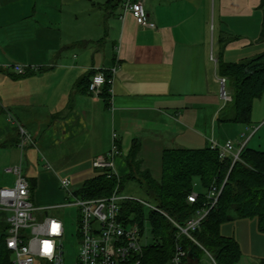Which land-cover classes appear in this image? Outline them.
I'll return each instance as SVG.
<instances>
[{
	"label": "crops",
	"instance_id": "crops-1",
	"mask_svg": "<svg viewBox=\"0 0 264 264\" xmlns=\"http://www.w3.org/2000/svg\"><path fill=\"white\" fill-rule=\"evenodd\" d=\"M128 1L138 0H0V155L9 154L6 149L19 155L18 124L24 127L33 143L23 154L32 149L37 163H46L35 172L25 168L36 205L57 204L66 195L58 186L61 178L75 192L97 174L92 160L108 152L112 133L120 176L130 171L137 145L136 161L159 178L163 149H199L211 139L223 144L230 138L203 135L204 145L192 142L197 130L213 133L243 123L226 119L234 110L227 112L230 101L221 96L219 62L264 53V0H141L149 26L136 23L125 9ZM13 64L40 69L19 74ZM114 66L106 103L86 84L92 70ZM226 84L232 98V83ZM245 124L250 134L236 149L264 127V92L253 100ZM260 142L255 143L262 150ZM69 162L88 164L94 175L75 188L57 167ZM11 177L0 187L12 185ZM6 217L0 212V227Z\"/></svg>",
	"mask_w": 264,
	"mask_h": 264
},
{
	"label": "trees",
	"instance_id": "trees-1",
	"mask_svg": "<svg viewBox=\"0 0 264 264\" xmlns=\"http://www.w3.org/2000/svg\"><path fill=\"white\" fill-rule=\"evenodd\" d=\"M261 34L264 36V14ZM104 72L109 75L108 71ZM93 73L94 70L90 75ZM219 73L233 86L230 103L234 112L226 119L248 123L253 100L264 92V53L239 62H219ZM87 85L88 81L86 88ZM101 96L108 103L106 87ZM137 152L138 146L133 145L131 161H128L130 171L120 176L119 180L115 176L107 177L106 171L99 170L92 178L85 180L75 194L84 197L109 195L117 185L122 192L125 181L135 180L143 190L148 200L146 202H151L181 223L204 207L205 194L211 186L220 188L222 185L217 204L209 209L200 228L192 232V236L214 255L217 264H237L241 255L239 245L233 237L220 233V225L231 219L232 213L239 217L254 216L258 230L264 232V150L248 147L245 143L239 151V158L233 161L232 155L220 157L218 149L210 145L199 149L165 148L161 155L159 178H155L148 169L141 168L135 159ZM196 185L200 189L198 198L190 202L187 196ZM122 213L126 217L131 216L129 223L139 225L142 237L145 224L150 226L152 241L143 244L144 264L166 262L172 255L176 241L189 250V255L196 258L203 255V251L188 237H177V229L165 215L143 202L125 200ZM3 228L5 233L0 235V262L5 264L4 258L9 255L5 243L7 221Z\"/></svg>",
	"mask_w": 264,
	"mask_h": 264
},
{
	"label": "built area",
	"instance_id": "built-area-1",
	"mask_svg": "<svg viewBox=\"0 0 264 264\" xmlns=\"http://www.w3.org/2000/svg\"><path fill=\"white\" fill-rule=\"evenodd\" d=\"M125 9L132 13L138 25H151L141 0L126 2ZM12 68L17 73L24 74L29 70H39L40 66L13 64ZM115 70V66L106 69L108 76L104 70H97L91 74L88 79V92L100 96L106 87L110 102ZM226 80V77H219L221 96L224 101H231V95L224 87ZM115 141L116 134L112 133L110 149L104 155L95 156L92 166L106 171L107 177L115 176L119 180L120 175L115 170V157L119 154V148ZM245 142L246 140L235 151L230 140L219 144L211 139L210 146L218 149L220 157L232 155L234 161L239 158V151ZM32 143L30 134L18 124L17 147L20 151V161L5 166L4 173L13 176L14 181L11 186L0 187V210L7 213L8 223L5 243L9 255L4 258L5 264H144L140 227L138 224L129 223L131 216L126 217L122 213V203L129 199L141 201L165 215L177 229V237L180 235L188 237L203 251V254H206L211 264H217L212 254L192 236V232L200 228L209 209L217 204L222 185L220 188L211 186L205 194L204 207L196 210L181 223L151 203L123 194L118 190V185L109 195L97 197L77 195L70 191L68 178L59 180L60 188L66 193V202L39 206L34 204L30 197L29 181L24 173L21 158L25 148ZM197 198L198 193L194 191L187 196L190 202H194ZM71 205L76 206L78 211L79 245L74 261L66 262L63 243L65 225L60 217L50 215L49 210ZM200 259L189 255V250L176 241L172 255L163 264H200ZM0 264L4 263L0 262Z\"/></svg>",
	"mask_w": 264,
	"mask_h": 264
},
{
	"label": "rangeland",
	"instance_id": "rangeland-1",
	"mask_svg": "<svg viewBox=\"0 0 264 264\" xmlns=\"http://www.w3.org/2000/svg\"><path fill=\"white\" fill-rule=\"evenodd\" d=\"M225 89L227 92L228 90V84H226ZM232 107L231 103L228 102L227 112ZM261 120H256L253 125L258 128L261 126L260 123ZM235 126H242L246 130L249 128L245 123H233L232 125H224L222 129L215 130L213 133H211L210 130H197L195 140L192 143H195L196 146L193 147H200L204 145V138L203 135L206 136V138H211V135L213 136L215 140H225L226 138H230L229 140L235 145L239 140H244L249 134L250 131L247 130V132L243 131V133H239L241 130H239L240 127H234ZM252 126L255 127V126ZM250 126V127H251ZM261 139V149H264L263 140H264V127L260 133L256 134L255 137H253L251 140H248L247 146L251 148L257 149L256 141L257 139ZM259 149V148H258ZM236 150V146H234L233 151ZM8 151L9 154L7 155H0V184L7 179L12 178L11 175L4 173L5 166L9 164L18 163L20 160V152L18 155V151H15V149H6L5 152ZM39 159L42 158V155L38 156ZM47 159V158H46ZM23 161V169L25 172V168H28L29 171L35 172L37 169H40L43 167V164H46L43 162V160H39L37 163V159H35L34 151L32 149H29L27 151V154L24 153L22 156ZM53 165V164H52ZM56 165V164H55ZM57 165L61 169V174L68 175L72 177V185L77 188L80 186L82 181L88 177L94 175L93 169L88 164H80L75 162H69V163H62ZM153 173L155 172V169L153 170ZM159 175V174H158ZM3 186H11L10 184H4ZM59 186V185H58ZM2 187V186H1ZM200 190L198 186L196 185L194 188V192H198ZM123 194L132 196L134 198H138L141 200H147L145 195L143 194V190L138 186L137 182L134 180H128L124 182V188L122 191ZM60 199L56 202L57 204L66 202V195L63 193L60 194ZM151 203V202H150ZM0 212L7 216V213L4 211ZM50 215L58 216L62 219L65 225V233L63 236V243H64V255L66 262H72L74 261L77 253H78V235H77V216L78 211L76 206H66L64 208H57V209H51L49 210ZM2 225V224H1ZM4 228L3 225L0 227V235L3 234ZM5 233V232H4ZM220 233L224 236L233 237L235 241L238 243L240 248V258L239 262L237 264H262V261L264 260V232H261L258 230L257 227V218L254 216H246V217H239L232 213L231 219L226 220L220 225ZM152 241L151 233H150V226L148 223L145 224L144 233L142 237V245L148 244ZM211 253V252H210ZM212 254V253H211ZM212 256H214L212 254ZM192 264V263H191ZM200 264H211L208 260V257L206 254L201 255Z\"/></svg>",
	"mask_w": 264,
	"mask_h": 264
}]
</instances>
